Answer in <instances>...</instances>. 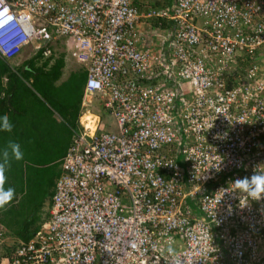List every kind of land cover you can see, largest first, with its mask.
I'll use <instances>...</instances> for the list:
<instances>
[{
    "label": "built area",
    "instance_id": "2783aa9c",
    "mask_svg": "<svg viewBox=\"0 0 264 264\" xmlns=\"http://www.w3.org/2000/svg\"><path fill=\"white\" fill-rule=\"evenodd\" d=\"M138 2L0 0V58L66 52L115 127L73 131L49 218L0 264H264V198L230 186L264 172V0ZM142 19L173 23L167 55Z\"/></svg>",
    "mask_w": 264,
    "mask_h": 264
},
{
    "label": "trees",
    "instance_id": "16d2710c",
    "mask_svg": "<svg viewBox=\"0 0 264 264\" xmlns=\"http://www.w3.org/2000/svg\"><path fill=\"white\" fill-rule=\"evenodd\" d=\"M171 2L169 0L168 4ZM138 5L160 7L156 0H141ZM155 26L173 32L170 21L155 22ZM64 59V53L57 55L55 52L45 57L43 49L16 66L0 58V116L7 114L13 124L12 132L0 131V148L13 140L20 143L24 154L23 159L13 160L7 169L5 187H14L16 193L12 202L0 209V222L8 235L19 240L31 239L49 218L50 209L44 208L51 203L68 149L62 136H66L67 132L71 141L73 138L69 130L58 135L54 130V137L49 135V126L41 120L42 115L49 117L52 111L40 97L64 116V121L70 125L74 126L77 121L87 72L82 69L74 71L65 82L56 86L65 66ZM73 96L74 103L67 104L65 101L71 103ZM59 158L61 163L56 162ZM9 251L8 248L1 257L7 256Z\"/></svg>",
    "mask_w": 264,
    "mask_h": 264
},
{
    "label": "crops",
    "instance_id": "0c3cea01",
    "mask_svg": "<svg viewBox=\"0 0 264 264\" xmlns=\"http://www.w3.org/2000/svg\"><path fill=\"white\" fill-rule=\"evenodd\" d=\"M158 3H160V2H168V0H162V1H160V0H156ZM173 1L174 0H172V2H171V4L169 5L168 3H166V5H163V4H159L160 5V7L159 8H171L172 7V4H173ZM143 7V6H142ZM145 7V6H144ZM154 8H156V9H159L158 7H154ZM155 22H157V24H161V22L160 21H158V20H146V19H142V22L140 23V25L138 26L139 27V30H140V32H141V35H142V37L144 38V43L143 44H141V45H143V46H146V45H150L151 47H153V48H155V49H163V48H165V46L167 45L166 43H167V41L165 40L167 37H165L166 35H165V33H164V31H163V28L161 27V26H155ZM154 34H156L157 36H154ZM163 34L165 35L164 37H163V43L161 44V42H162V36H163ZM165 40V41H164ZM59 47V46H58ZM30 50V54H31V56L33 55V53H36V52H34L33 51V49L32 48H24L22 51H21V53H26V52H28ZM55 53L58 55V54H65V66H64V68H63V70H62V75H61V77H60V79H59V81H57L56 83H55V85L56 86H59L60 84H62L63 82H65L66 80H67V78L69 77V75L71 74V73H73L74 71H77V70H79V69H82V70H84V67L82 66V65H80V64H78V63H76L74 60H73V58H71V56L70 55H68V54H66L65 52H63V51H59V49H57L56 51H55ZM31 56H28L27 58H23L22 57V61H20V62H15L14 63V66H16V65H20V64H22L25 60H27V59H29ZM17 58V57H16ZM16 58H13L11 61H14ZM8 62V61H7ZM23 65H25V64H23ZM39 96V95H38ZM40 97V96H39ZM82 99L80 100V104H79V109H78V113H77V121H76V123H75V125L74 126H72V125H70L67 121H64V116H61V114L60 113H58L56 110H54V108L49 104V103H47V102H45L43 99H42V97H40V99L45 103V105L49 108V109H51V111H52V115L51 116H45V115H42V121L44 122H46V124L49 126V130L47 131L48 133L50 132V134L49 135H51V136H53L54 137V130H55V132H57V135L58 134H61V132H66V130H69V131H71V134L73 135V132H72V130H74V131H78L79 130V126H81L80 124H84L83 122H82V117H83V115L85 114V113H88V112H91L93 115H95L98 119H100V117L104 120V121H106L105 123L107 124L108 122H111V120H110V118H108V116H105L104 117V112H103V109H101L98 105H100V103H97V101L96 100H93V102H92V105H89L88 106V108H87V110L85 111L84 109H83V106H84V102L86 103V98H85V94H84V89H83V94H82ZM76 98H77V96H76ZM70 100H71V103L68 101V100H66L65 102L67 103V104H73L74 103V96L73 97H71L70 98ZM88 100V99H87ZM73 101V102H72ZM64 105V104H63ZM62 105V106H63ZM61 106V107H62ZM70 118V117H69ZM108 118V119H107ZM59 125V126H58ZM46 132V134L48 135V133ZM42 133L44 134V135H46L45 133H44V131H42ZM71 135V136H72ZM49 137V136H48ZM63 138H64V146L65 147H67V148H69V143H70V141H71V137H68V134H67V132H66V136H62ZM66 139V140H65ZM63 151V150H62ZM67 151H68V149H67ZM52 159L54 160V154H53V156H52ZM59 160H61V158H59L58 160H56V162H59ZM50 207H51V203L48 205V206H46L44 209H50ZM12 238H14L15 240H17L15 237H12ZM1 259H3L2 257H1V255H0V260Z\"/></svg>",
    "mask_w": 264,
    "mask_h": 264
},
{
    "label": "clouds",
    "instance_id": "9594fccd",
    "mask_svg": "<svg viewBox=\"0 0 264 264\" xmlns=\"http://www.w3.org/2000/svg\"><path fill=\"white\" fill-rule=\"evenodd\" d=\"M162 50L169 52L167 45ZM156 82L157 80L154 81V83ZM12 130L13 124L10 122L8 115L0 116V131L12 132ZM23 155L20 143L13 140L8 141L3 148H0V209L11 203L16 193L14 187H5L7 169L11 166L13 160L23 159ZM231 185L235 186L236 191L246 194L252 200L259 201L264 198V172L255 171L251 176H245L230 182Z\"/></svg>",
    "mask_w": 264,
    "mask_h": 264
},
{
    "label": "bare ground",
    "instance_id": "6f19581e",
    "mask_svg": "<svg viewBox=\"0 0 264 264\" xmlns=\"http://www.w3.org/2000/svg\"><path fill=\"white\" fill-rule=\"evenodd\" d=\"M139 4H141V0H140V2H138ZM138 3H137V5H138ZM140 6V5H139ZM151 20H154V19H151ZM155 20H157V19H155ZM158 21H168V20H158ZM171 22V21H170ZM173 24V23H172ZM89 105H92V103L91 104H87V106L85 107L86 109L88 108V106ZM104 112V111H103ZM105 113V112H104ZM105 114H107V113H105ZM107 116H108V118H110V120H111V122H108L107 124L105 123L106 121H104L101 117H100V119H98V118H95L96 116L95 115H93L91 112H88V113H85L84 115H83V117H82V122L84 123V125H86L87 126V128H89L92 132H94V130H95V127L97 126V125H99V124H103V125H105V128L107 129V130H113V131H115V127L113 126V119L107 114ZM104 117H105V115H104ZM106 118V117H105ZM107 118V119H108ZM97 119H98V121H97ZM74 131V130H73ZM61 168H62V165H61ZM4 229H5V227H4ZM5 231H6V229H5ZM5 237H9L10 239L12 238V236H10V235H8L7 234V231L5 232ZM7 243H8V241H6V244H4L5 246H3L4 247V250H3V247H1V249H0V255L1 256H3L2 254H6V252H7V249L9 248L8 247V245H7ZM10 249V248H9ZM6 257V256H5ZM5 257H2V258H5Z\"/></svg>",
    "mask_w": 264,
    "mask_h": 264
},
{
    "label": "rangeland",
    "instance_id": "374dc122",
    "mask_svg": "<svg viewBox=\"0 0 264 264\" xmlns=\"http://www.w3.org/2000/svg\"><path fill=\"white\" fill-rule=\"evenodd\" d=\"M160 1H162V0H160ZM166 3H169V0H168V2H165V3H164V2H163V3L160 2L159 4L166 5ZM168 45H169V44H167V47H168ZM28 56H31V54H30V50H29L28 52H26V53H24V52H23V53H19V55L16 56L17 58L15 57L16 59H15L14 61H10V62L14 64L15 62H20V61H22V60H23L22 57H23V58H27ZM104 115L107 116V114H105V113H104ZM58 126H59V125H58ZM61 161H62V159L59 160V163H61ZM15 241H16V240H15L14 238H11V239L8 241V243H7V244H8V247L14 245V244H15ZM3 250H4V247H3ZM0 261H1V260H0Z\"/></svg>",
    "mask_w": 264,
    "mask_h": 264
}]
</instances>
